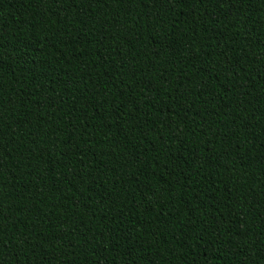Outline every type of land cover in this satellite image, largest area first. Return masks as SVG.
Returning a JSON list of instances; mask_svg holds the SVG:
<instances>
[{"label":"trees","instance_id":"obj_1","mask_svg":"<svg viewBox=\"0 0 264 264\" xmlns=\"http://www.w3.org/2000/svg\"><path fill=\"white\" fill-rule=\"evenodd\" d=\"M0 264H264V0H0Z\"/></svg>","mask_w":264,"mask_h":264}]
</instances>
